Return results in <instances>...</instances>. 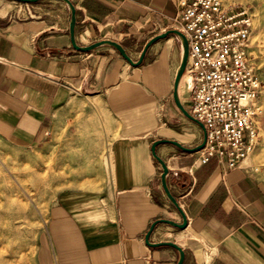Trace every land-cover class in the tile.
Here are the masks:
<instances>
[{"label":"crops","instance_id":"crops-1","mask_svg":"<svg viewBox=\"0 0 264 264\" xmlns=\"http://www.w3.org/2000/svg\"><path fill=\"white\" fill-rule=\"evenodd\" d=\"M71 2L77 44L113 39L133 60L176 10L175 0ZM166 38L132 66L108 45L73 49L63 1L0 0V141L26 161L52 148L38 264H175L176 249L143 241L155 218L181 221L149 144L193 146L201 131L172 100L179 44ZM156 152L186 224L158 223L149 241L178 244L182 264H264V180L248 156L224 169L172 144Z\"/></svg>","mask_w":264,"mask_h":264},{"label":"built area","instance_id":"built-area-1","mask_svg":"<svg viewBox=\"0 0 264 264\" xmlns=\"http://www.w3.org/2000/svg\"><path fill=\"white\" fill-rule=\"evenodd\" d=\"M175 5L169 20L188 44L186 109L206 131L198 160L214 157L224 169L233 168L254 149L262 113L260 79L248 53L251 15L221 0H175Z\"/></svg>","mask_w":264,"mask_h":264},{"label":"rangeland","instance_id":"rangeland-1","mask_svg":"<svg viewBox=\"0 0 264 264\" xmlns=\"http://www.w3.org/2000/svg\"><path fill=\"white\" fill-rule=\"evenodd\" d=\"M221 1L245 8L252 18L248 53L260 79L258 102L262 113L258 139L248 159L264 180V0ZM170 36L164 42L174 46V36ZM186 77L180 82L179 94L188 105ZM49 150L46 157L36 154L26 161L20 152L12 155L0 141V264H38V238L55 182L52 148Z\"/></svg>","mask_w":264,"mask_h":264},{"label":"water","instance_id":"water-1","mask_svg":"<svg viewBox=\"0 0 264 264\" xmlns=\"http://www.w3.org/2000/svg\"><path fill=\"white\" fill-rule=\"evenodd\" d=\"M15 1L32 3V2H36L38 0H15ZM61 1L64 2L65 6L67 8L69 41H70L71 47L75 50L86 52V51L92 50V49H94L100 45H108V46L113 47L119 53V55L124 60L127 61L128 64H130L132 66H137L142 61L148 47L150 45H152L154 42H156L160 39H164L169 35H173L176 38V40L178 41V44H179V61H178V64H177V67L175 70V74H174V78H173L171 97H172V100L174 102L175 107L179 110V112L181 114H183L185 117H187L188 119H190L191 121L195 122L199 126L200 131H201V138H200V141L193 146H185L175 139L165 138V137H157V138H154L150 142V144H149L150 154H151L152 158L156 161V163L158 164L159 169H160L159 179H160L161 188L163 190L165 197L174 206V208L179 212V214L181 216V221L176 222L174 220H171V219L165 218V217L155 218L154 220H152L150 222L148 228L146 229V231L143 235V241L149 247L170 246V247L176 249L178 254H177V259H176L175 264H182L184 252L178 244H176L175 242H173L171 240H161V241L152 242V241H149V235H150L152 229L154 228V226L158 223H166V224H169L170 226L177 227V228H182L186 224L185 214H184L182 208L180 207L179 203L177 202L176 198L171 194L169 187H168V183H167L168 168H167L165 162L163 161V159L157 154L156 147L159 144L168 143V144H172V145L176 146L177 148H179L183 151L194 152V151H198L199 149H201L205 143V140H206V131H205V127H204L203 123L200 120L196 119L194 116H192L188 112V110L182 104L181 99L179 97V86H180L181 79L183 77V73L185 72V68L187 65V59H188L187 39L181 30H179L175 27L166 28L160 32L153 34L142 44L141 49L139 51V54L135 60L131 59L130 56L125 51V49L123 48V46L119 42H117L116 40H113V39L103 38V39L93 41L89 44L79 45L74 40L75 7H74L73 3L71 2V0H61ZM185 81L187 82V85L189 86L190 85V79L186 77Z\"/></svg>","mask_w":264,"mask_h":264},{"label":"bare ground","instance_id":"bare-ground-1","mask_svg":"<svg viewBox=\"0 0 264 264\" xmlns=\"http://www.w3.org/2000/svg\"><path fill=\"white\" fill-rule=\"evenodd\" d=\"M185 74L187 75V77H189V73H188L187 70H185V72H184V74H183V77H184ZM183 77H182V79H183ZM182 79H181V80H182Z\"/></svg>","mask_w":264,"mask_h":264}]
</instances>
